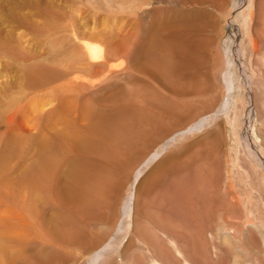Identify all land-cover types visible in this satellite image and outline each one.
<instances>
[{"label": "rangeland", "instance_id": "1", "mask_svg": "<svg viewBox=\"0 0 264 264\" xmlns=\"http://www.w3.org/2000/svg\"><path fill=\"white\" fill-rule=\"evenodd\" d=\"M219 2L225 12L233 4L213 0L216 9ZM196 4L148 0L141 11L140 0H0V264H38L32 237L37 226L25 219L20 204L22 179L29 161V133L38 135V124L48 123L61 84L74 80L102 95L110 92L107 87L113 92L140 86L171 96L169 76L150 61V14L157 7L155 16L165 27L170 10ZM217 19L214 29L201 24L198 30H183L194 37L189 53L203 64L218 63L208 70L211 91L175 109L166 120L168 133L135 144L120 168L109 167L107 207L101 217L81 216L75 234L56 239L42 264H93L91 253L106 243L104 259H116L126 249L121 264H151L152 256L166 260L164 252L179 260L169 258L171 264H182V255L189 264H264V165L253 153L255 147L264 158V109L256 93L251 104L260 109L263 121L254 122L251 146L243 135L247 106L235 74L232 28L223 17ZM250 25L264 59V0H252ZM161 29L159 35L168 41L170 30ZM206 34H215L216 40H201ZM203 42L207 46L201 48ZM127 47L129 54L124 55ZM259 62L253 63L256 75L264 70V62ZM180 64L183 74L196 68L186 58H180ZM132 96L140 103L145 95L141 91ZM199 121V129L175 135L135 178L140 163L168 134ZM129 197L133 209L127 216L122 208Z\"/></svg>", "mask_w": 264, "mask_h": 264}, {"label": "bare ground", "instance_id": "2", "mask_svg": "<svg viewBox=\"0 0 264 264\" xmlns=\"http://www.w3.org/2000/svg\"><path fill=\"white\" fill-rule=\"evenodd\" d=\"M197 1L198 4L193 7L169 11L171 19L165 25L170 30V33L166 35L168 41L159 35L160 29L165 27H160L159 18L155 16L157 7L150 14L153 17L150 25L148 24L149 44L154 49L150 61L159 73L169 76L171 96L167 95L169 93L165 94L155 89L145 90L140 86L139 88H120L116 91L112 90L113 92L107 87V91L110 92L102 95L98 89L89 90L83 83L66 80L61 84L62 92L58 105L46 116L48 123L38 124L36 127L38 135L30 131L29 161L22 179L25 192L20 204L25 219L37 226L32 237L37 242L35 256L38 264L47 260L45 252L52 244H55L56 239L61 241L75 234L77 222L81 216L87 214L89 217H101L103 208L107 207L109 167L120 168L122 157L135 144L151 141L157 135L168 133L169 122L166 120L173 111L180 107L184 108L212 88L208 70L216 68L218 63L215 60L210 65L203 64L198 55L189 53L187 48L194 37L183 32L184 29L195 28L196 30V27L201 24L206 28L214 29L219 16L223 17L227 25L232 28L231 42L234 44L237 59L235 74L240 79V87L245 91L247 106L245 114L243 113L244 117L241 119L244 125L243 135L244 140L252 146L250 135H255L254 122L263 121L260 109L254 108L253 103L251 104L252 99L257 96H255L256 93L260 94V107L264 109V70H257L256 75L255 65H253L258 59L264 62L263 51L259 49L261 46L258 47L257 41L249 32L251 29L255 30L253 25H250L252 0H242L240 4L239 0L237 2L233 0L232 6L226 12V8L224 9L220 2L217 10L215 6L217 2L213 3V0ZM147 2L148 0H140L141 11H144L146 7L144 5H147ZM241 7H243L242 10H239ZM206 28L205 30L208 31L209 29ZM213 32L215 33L214 30ZM201 40L212 44L216 40L215 34H206ZM201 45L207 46L204 42L200 44V47ZM123 53L129 54L128 47ZM180 58H186L187 62L195 64L196 68L194 70H192L194 66L190 68L191 70L186 68L185 70L190 71L183 74L181 69L183 70L184 67L180 64ZM141 91L145 96L140 99V103L131 100L133 94ZM228 101L229 99L225 100V103ZM52 120L53 123H49ZM202 124V121L195 122L185 129L168 134L158 149L140 163L135 178L142 168L159 156L175 135L199 129ZM253 153L264 165L262 163L264 158L259 155L255 147H253ZM171 155H166L159 164ZM131 198H128L122 208V214L127 216L132 208ZM2 249L4 248L0 244V250ZM106 249L107 243L91 253L90 259L93 264H121L128 256L125 249L123 253H117L116 259L112 258L113 256L109 258L108 255L105 260ZM17 253V251L14 252V254ZM164 254L167 257L166 260L152 256L150 263L171 264L169 258L174 259L176 263L179 262L170 254L166 252ZM180 261L182 264H189L190 259L182 255Z\"/></svg>", "mask_w": 264, "mask_h": 264}]
</instances>
